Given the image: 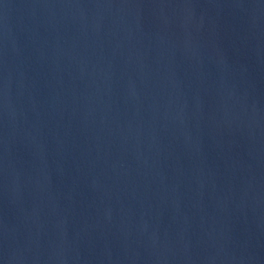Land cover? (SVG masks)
Wrapping results in <instances>:
<instances>
[{
  "label": "water",
  "instance_id": "water-1",
  "mask_svg": "<svg viewBox=\"0 0 264 264\" xmlns=\"http://www.w3.org/2000/svg\"><path fill=\"white\" fill-rule=\"evenodd\" d=\"M0 264H264V0H0Z\"/></svg>",
  "mask_w": 264,
  "mask_h": 264
}]
</instances>
